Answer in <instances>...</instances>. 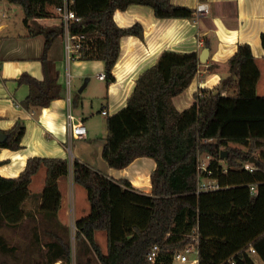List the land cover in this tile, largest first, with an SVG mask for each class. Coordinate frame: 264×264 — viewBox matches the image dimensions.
Here are the masks:
<instances>
[{"label":"trees","instance_id":"1","mask_svg":"<svg viewBox=\"0 0 264 264\" xmlns=\"http://www.w3.org/2000/svg\"><path fill=\"white\" fill-rule=\"evenodd\" d=\"M8 1L23 7L30 36H45L42 60L47 61L49 49L65 34V26H46L38 20L50 17V8L62 0ZM134 4L150 7L159 19L197 16L196 10L171 0H74L72 8L80 21L71 23L70 33L85 35L74 58L103 61L108 82L115 80L121 39L144 35L140 23L123 28L114 18L116 10ZM261 41L264 48V32ZM199 65L197 52H163L156 64L140 74L126 107L107 117L104 160L110 167L123 169L139 157L153 158L157 165L150 193L134 189L127 179L116 180L74 161L73 179L86 189L91 204L90 214L76 221L77 264H87L89 259L98 264H151L147 254L154 245L159 247L154 264H169L173 253L183 249L195 232L201 264H232L231 258L234 264H256L248 253L250 246L257 249L264 264V96L257 93L261 69L251 46L240 44L217 92L203 91L192 106L179 111L173 98L190 86ZM18 82L30 87L22 103L27 109L45 108L61 96L62 87L53 76L40 81L23 74ZM80 98L79 94L74 104ZM0 133L5 135L0 147L23 148L24 124L18 122ZM222 152H226L224 158ZM201 154L211 156L210 178L217 179L221 189L198 192ZM252 158L256 161L251 162ZM247 163L254 167L252 172L245 168ZM43 167L46 180L37 198L38 214L52 240L45 245L42 262H72L70 231L58 219L63 200L59 179L69 174V161L35 156L28 159L19 177H0V264L19 260L17 246L10 244L3 230L37 220L26 203L32 197L33 176ZM98 231L107 235L106 252L97 240ZM39 242L35 232L30 245ZM33 251L27 248L23 253L34 256Z\"/></svg>","mask_w":264,"mask_h":264},{"label":"crops","instance_id":"2","mask_svg":"<svg viewBox=\"0 0 264 264\" xmlns=\"http://www.w3.org/2000/svg\"><path fill=\"white\" fill-rule=\"evenodd\" d=\"M171 1L175 5L194 10L199 4L206 3L210 12L190 19H159L153 9L144 5L134 4L126 10H116L114 18L120 27L127 28L140 23L144 35H129L121 39L120 56L113 69L115 80L112 82L98 78L105 73L103 61L79 60L74 58V54L68 53L64 35L55 39L48 51L47 61H43L46 44L44 35L30 36L31 31L27 25L14 29L11 22L0 21V131L10 130L18 122L26 127L23 148L12 150L0 147V177H19L31 157L67 159L70 172L59 179L63 200L58 219L68 228L74 226L76 230V221L91 212L87 191L85 193L82 189L84 187L73 179V163L76 159L116 180H129L133 188L140 192H151V174L156 168V161L151 157H139L126 168L110 167L102 156L105 138L102 139L101 135L107 131V117L126 107L140 74L156 64L163 52H197L199 59L203 54L199 71L190 86L173 98V104L179 111L192 106L197 94L203 91L217 92L221 81L229 75V59L240 44L251 46L261 69V78L264 74V48L261 41L264 32V0ZM2 3L1 0L0 5ZM57 15L39 19L38 22L46 26L59 25L61 19ZM23 74H29L40 81L53 76L62 87L61 96L45 108H25L22 103L29 96L30 87L18 82ZM92 77L98 80L96 83L99 90L92 93V96L100 102L101 109H97V115L92 110L86 113L84 97L80 102L77 101V106L81 104L82 108L76 112L73 81L87 78L84 89L87 90L92 84ZM79 94L83 97L82 92ZM104 110L107 115L102 113ZM69 113L75 117L74 122H82L86 126L87 134L83 138L71 135L67 118ZM45 180L46 168L43 167L33 176L30 185L32 197L39 198ZM102 232L96 233L97 240ZM254 256L260 258V263L254 260ZM251 257L256 264H263L259 254Z\"/></svg>","mask_w":264,"mask_h":264},{"label":"rangeland","instance_id":"3","mask_svg":"<svg viewBox=\"0 0 264 264\" xmlns=\"http://www.w3.org/2000/svg\"><path fill=\"white\" fill-rule=\"evenodd\" d=\"M2 1L4 3H2V5H0V21L4 20L7 22H11V24L14 25L13 26L14 29H19V27H17V26H20V25L25 26L26 25L24 23L25 13H24L23 7L19 4L9 2L8 0H2ZM50 10L52 11V14L50 17L58 16L56 13L55 7H51ZM43 19H45V18H43ZM49 21L50 20L48 19V22ZM43 22H44V20H43ZM45 22H47V21H45ZM24 28L26 29V27H24ZM86 79L87 78H84L82 80L77 79V80L73 81V90H74L73 96H74V98H77V96L79 95V90L84 85ZM96 82H98V80H96L94 77H92V84L90 85V87L87 90H84V92H82L81 95L83 97H81L79 99V102L82 100V98L84 99V97H85L86 98V102H85L86 103V113H87V110H92L97 115V113H98L97 109H99V110L101 109V104L98 100H96L94 98V96H92V93H95L96 91L99 92L98 85ZM257 93L261 96H264V74L262 75L261 81L259 83ZM92 100L94 101V107H93L94 110H93V108H91ZM81 108H82L81 104H79L78 106H77V104H74V110L76 112H79L81 110ZM100 120H105V119H100ZM106 136H107V131L105 132V134L103 133L101 135L102 139L106 138ZM223 166H224V168H227L225 163H223ZM82 189L86 193V190L84 188H82ZM87 202H89L88 199H87ZM37 204H38V200L35 197H32L31 199H29L28 203L26 204V208L28 210H30L31 212L35 213L37 220L28 219L22 225H20L19 227L15 228V229L10 228V229H4L3 230L4 234L6 235V238L9 240L10 244L17 246V256H18L19 260L16 262L14 260H10L9 264H43L41 254H43L46 251L45 245L47 243H49L52 239L48 234H46L43 231L44 227L40 223L41 216L38 214V205ZM69 231H70V241H71V246H72V262H71V264H77L76 230H75L74 226L69 227ZM35 232L39 233L40 242H39V245H37L35 243L34 247H32L30 245V242H32V240L34 241ZM106 237H107V235L105 232L100 233L99 237H98L99 238L98 240H99V242H101L102 248L105 252L107 251V245H106L107 238ZM27 248L34 249V251L32 252V254L34 256H32V255L28 256V255H25L23 253L25 250H27ZM39 248H41V250H43L41 253H40ZM38 256H40L41 259H39ZM34 257H36L37 259L34 260ZM254 260L257 263H260L259 257L254 256ZM54 264H62V261H58ZM87 264H97V262L94 259H89L87 261Z\"/></svg>","mask_w":264,"mask_h":264},{"label":"built area","instance_id":"4","mask_svg":"<svg viewBox=\"0 0 264 264\" xmlns=\"http://www.w3.org/2000/svg\"><path fill=\"white\" fill-rule=\"evenodd\" d=\"M74 0H62L61 4L56 7V11L60 16L61 23L65 26L66 50L68 53L77 54L81 48L82 41L85 39L84 34L72 35L70 33V25L74 21H80L72 8ZM210 12V8L206 3H201L196 8L197 16H204ZM99 79L106 80V74L102 73L98 76ZM107 115V111L102 112ZM67 118L70 122L71 135L75 138H83L87 134V128L82 122H74L75 117L69 113ZM211 156L208 154H201L198 158L199 162V178H198V192L215 191L221 189V184L217 179L210 178L212 171L209 169L211 163ZM245 168L253 171L254 167L251 163L245 164ZM204 173L206 175H204ZM255 191V188H253ZM200 240L199 235L195 232L191 236V240L181 250L173 253L169 264H201L200 260ZM159 247L154 245L147 254V260L154 264L158 257ZM250 255L258 254L257 249L250 246L248 249ZM234 264V261L229 259Z\"/></svg>","mask_w":264,"mask_h":264},{"label":"water","instance_id":"5","mask_svg":"<svg viewBox=\"0 0 264 264\" xmlns=\"http://www.w3.org/2000/svg\"><path fill=\"white\" fill-rule=\"evenodd\" d=\"M200 59L203 61V54L200 56ZM86 85H87V81L84 83V85L79 90L80 93L83 92V90L85 89ZM4 138H5V135L0 133V142L3 141ZM225 154H226V152H222V158H224ZM255 161H256L255 158L251 159V162H255Z\"/></svg>","mask_w":264,"mask_h":264}]
</instances>
